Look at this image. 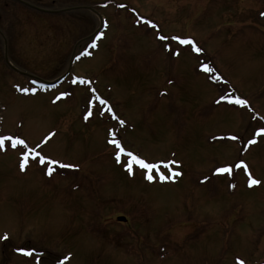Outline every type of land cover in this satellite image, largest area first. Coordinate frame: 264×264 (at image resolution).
<instances>
[{
	"label": "rangeland",
	"instance_id": "374dc122",
	"mask_svg": "<svg viewBox=\"0 0 264 264\" xmlns=\"http://www.w3.org/2000/svg\"><path fill=\"white\" fill-rule=\"evenodd\" d=\"M26 1L0 57V264H264V0Z\"/></svg>",
	"mask_w": 264,
	"mask_h": 264
},
{
	"label": "flooded vegetation",
	"instance_id": "af4514ba",
	"mask_svg": "<svg viewBox=\"0 0 264 264\" xmlns=\"http://www.w3.org/2000/svg\"><path fill=\"white\" fill-rule=\"evenodd\" d=\"M18 0H0V44L3 43V52H0V57H4V59L10 57V48L12 46V42L15 38V36H18V19L13 20L9 19V17H16L17 14V7L15 4ZM24 4H27V7H30V3H27V1L23 0ZM21 2V1H20ZM17 5V4H16ZM4 7V8H3ZM1 11L4 13H1ZM4 14V16H3ZM17 33V35H16ZM3 53V54H2ZM2 54V55H1ZM6 62V61H5ZM7 67L11 68L10 64L7 63Z\"/></svg>",
	"mask_w": 264,
	"mask_h": 264
},
{
	"label": "snow or ice",
	"instance_id": "6c2138e0",
	"mask_svg": "<svg viewBox=\"0 0 264 264\" xmlns=\"http://www.w3.org/2000/svg\"><path fill=\"white\" fill-rule=\"evenodd\" d=\"M149 23H151V22H149ZM177 39H179V38H177ZM180 42H181V43H185V44H187V43H191L190 40H181ZM93 46H95V44H93ZM196 51H200V49H199V48H196ZM205 67H206V70H207V71H213V72H214V69H210V68H208L207 66H205ZM23 91H27V89H23ZM235 102L238 103V104H246V103H247V101H245V100H241L240 98H236V101H235ZM121 123H123V122H121ZM18 142H19V143H23V141H18ZM0 143H2V141H0ZM114 143H118V142H115V141H114ZM13 146H15V145H13ZM127 155L131 157L132 162H137V163H139V164H140L141 166H143L145 169H148V168H154V167H155L154 165L146 164L142 159H140L139 156L134 155V154H132L131 152L127 153ZM119 158H120V157H119V154H117V160H119ZM41 162L43 163V160H42ZM52 163H56V162H55V161H52ZM25 164H26V161L21 162L20 167H21L22 170L25 168ZM127 167H128V169H129V171L131 172V163H129V164L127 165ZM218 171H226V169H219ZM51 172H52V170L49 168V169H48V174L51 175ZM165 178H167V177H165ZM147 179H148V180H152V179H153V176H152L151 174H148V175H147ZM259 183H260V181L255 180V179H250V181H249L250 186H251V185H256V184H259ZM20 251H24V250L21 249ZM29 254H30V253H29Z\"/></svg>",
	"mask_w": 264,
	"mask_h": 264
},
{
	"label": "trees",
	"instance_id": "16d2710c",
	"mask_svg": "<svg viewBox=\"0 0 264 264\" xmlns=\"http://www.w3.org/2000/svg\"><path fill=\"white\" fill-rule=\"evenodd\" d=\"M90 48V44H84V49L86 50V49H89ZM101 100H103V98L102 99H98L96 102H95V104L96 105H93V108L94 109H99V108H101V106L103 107V104L101 105ZM227 102H229V103H232V101H228V100H226ZM101 105L99 108H98V105Z\"/></svg>",
	"mask_w": 264,
	"mask_h": 264
},
{
	"label": "water",
	"instance_id": "95a60500",
	"mask_svg": "<svg viewBox=\"0 0 264 264\" xmlns=\"http://www.w3.org/2000/svg\"><path fill=\"white\" fill-rule=\"evenodd\" d=\"M119 219H120V220H124V219H125V217H119Z\"/></svg>",
	"mask_w": 264,
	"mask_h": 264
},
{
	"label": "bare ground",
	"instance_id": "6f19581e",
	"mask_svg": "<svg viewBox=\"0 0 264 264\" xmlns=\"http://www.w3.org/2000/svg\"><path fill=\"white\" fill-rule=\"evenodd\" d=\"M94 57V56H93Z\"/></svg>",
	"mask_w": 264,
	"mask_h": 264
}]
</instances>
